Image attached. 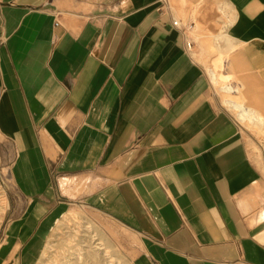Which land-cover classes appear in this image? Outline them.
<instances>
[{
  "label": "crops",
  "instance_id": "obj_1",
  "mask_svg": "<svg viewBox=\"0 0 264 264\" xmlns=\"http://www.w3.org/2000/svg\"><path fill=\"white\" fill-rule=\"evenodd\" d=\"M168 3L0 0V135L14 150L3 169L24 201L0 264L71 204L110 218L133 264H264L256 137L207 67L209 52L229 53L224 74L264 121V0ZM172 3L200 13L203 61Z\"/></svg>",
  "mask_w": 264,
  "mask_h": 264
},
{
  "label": "rangeland",
  "instance_id": "obj_2",
  "mask_svg": "<svg viewBox=\"0 0 264 264\" xmlns=\"http://www.w3.org/2000/svg\"><path fill=\"white\" fill-rule=\"evenodd\" d=\"M169 5L170 4L168 3V6ZM171 5H173L172 9L181 22L190 25L189 20L191 19L189 17H192L193 22H195L189 32L198 42L197 49L199 50V54L197 55V58H200L203 61V50L199 39L200 35L203 34V23L200 20V13L194 12L192 14L183 16L173 3ZM216 54L217 53H215V51L209 52V55L214 57L212 58V61L209 60V62L207 63L208 69L212 67L214 60L216 61ZM219 55L220 58L218 59V61L220 60L221 62L220 67L222 71L225 73L230 72V68L226 66V64L228 63L226 61L227 58H229L231 55L229 53H220ZM225 80H227L226 84L232 85L233 79L231 76H228L227 79L225 78ZM234 80H237V78H234ZM213 86L220 94L223 101L225 97H223V94L219 89V84L216 85L213 83ZM243 94L247 103L248 99L246 98V94L244 92ZM224 101L223 103L225 104ZM225 106L227 105L225 104ZM227 107L231 109L229 106ZM232 111L236 115V117H238L236 112L234 110ZM241 123L244 125V128L248 131L249 134H253L252 136L256 137V141H250V143L253 150L256 152L258 162L260 163V165H264V126L260 128L247 123L245 124L242 121ZM13 156L14 150L11 143L0 135V206L3 207V209L0 208V237L6 229L9 219L18 215L24 207L23 199L21 198L18 190L14 187L13 181L10 180V173L8 169H3L4 166H9L11 169ZM69 212L75 213V215L80 218V221H90L93 224L95 229H97L98 232L103 235L105 242L110 246L109 250L117 263L133 264V258L136 255V251L133 248H129L128 243L124 239L119 238L117 234L111 231V229L107 225V222H109L107 219L110 218L101 213L98 215L96 214V211L80 204H71L67 206L65 210L60 211L57 214L56 218L52 222H50L47 236H45L42 241L36 243L37 245H34L35 247L26 248V251H22L20 253L16 252L15 257L12 260L10 257L12 264H71L78 260V254H74L76 253L74 249H77L74 247H77L76 243H78V241H68V238H70L73 234V225H62V228L60 230L62 232H58L57 236L52 235L54 232V228L58 224V221ZM107 236L112 240V242ZM132 238H134V236L129 234L125 239L128 240ZM44 250L46 252L45 255L42 254Z\"/></svg>",
  "mask_w": 264,
  "mask_h": 264
},
{
  "label": "bare ground",
  "instance_id": "obj_3",
  "mask_svg": "<svg viewBox=\"0 0 264 264\" xmlns=\"http://www.w3.org/2000/svg\"><path fill=\"white\" fill-rule=\"evenodd\" d=\"M220 63V60L213 62L210 72L215 84L217 83L220 86V91H222L223 97H225L224 102L226 105L237 111L240 120L247 124L262 128L264 126V121L261 114H255L256 117L250 112V110L243 106L244 104L239 101L238 95L232 89L231 85L226 84L227 80H225V78L227 79L229 75L224 74L220 67ZM0 208L3 209L2 206H0ZM65 224H71L74 226L73 234L68 238V241H78V243H76L77 247H74L77 248L74 249L76 252L74 254H78L79 257L78 260L71 264H121L114 260L113 255L109 250L110 246L105 242L103 235L95 229L93 224L90 221H80V218L73 212L65 214L63 218L58 221L52 235L57 236L58 232H62L60 230L62 225ZM42 254H46L45 250Z\"/></svg>",
  "mask_w": 264,
  "mask_h": 264
},
{
  "label": "built area",
  "instance_id": "obj_4",
  "mask_svg": "<svg viewBox=\"0 0 264 264\" xmlns=\"http://www.w3.org/2000/svg\"><path fill=\"white\" fill-rule=\"evenodd\" d=\"M160 1L162 2V6L163 7L168 5V0H160ZM58 24L59 23H56V25H58ZM172 24L175 27H177V28H179V29H181L183 31V33L185 35V38H186V46H187V48H191V46H192L191 43L192 42H191V40L188 39L187 32H188V30H190L192 28V26L191 25H184L179 20H177V19H175L173 17H172Z\"/></svg>",
  "mask_w": 264,
  "mask_h": 264
}]
</instances>
